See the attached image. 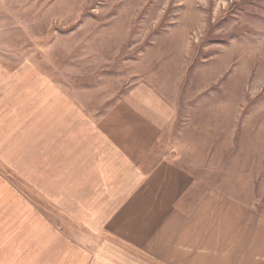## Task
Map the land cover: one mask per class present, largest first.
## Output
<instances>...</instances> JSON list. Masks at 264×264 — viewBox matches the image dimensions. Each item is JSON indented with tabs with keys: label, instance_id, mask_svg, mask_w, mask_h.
<instances>
[{
	"label": "rangeland",
	"instance_id": "rangeland-1",
	"mask_svg": "<svg viewBox=\"0 0 264 264\" xmlns=\"http://www.w3.org/2000/svg\"><path fill=\"white\" fill-rule=\"evenodd\" d=\"M144 80L175 109L153 162L175 160L202 190L264 216V0H0L9 142L38 100L95 120ZM18 149L0 145V180L65 228L64 212L18 171L30 163Z\"/></svg>",
	"mask_w": 264,
	"mask_h": 264
},
{
	"label": "crops",
	"instance_id": "crops-1",
	"mask_svg": "<svg viewBox=\"0 0 264 264\" xmlns=\"http://www.w3.org/2000/svg\"><path fill=\"white\" fill-rule=\"evenodd\" d=\"M161 88L130 86L95 120L38 100L15 142L0 125V145L30 162L18 171L66 215L65 228L42 222V209L0 180V264H264V216L202 190L175 160L153 162L175 116Z\"/></svg>",
	"mask_w": 264,
	"mask_h": 264
}]
</instances>
